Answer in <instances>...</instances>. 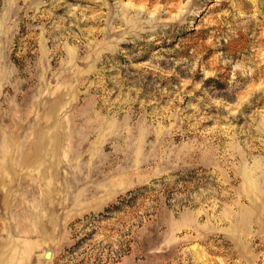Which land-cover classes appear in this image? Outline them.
<instances>
[{
	"label": "rangeland",
	"instance_id": "374dc122",
	"mask_svg": "<svg viewBox=\"0 0 264 264\" xmlns=\"http://www.w3.org/2000/svg\"><path fill=\"white\" fill-rule=\"evenodd\" d=\"M0 264H264V0H0Z\"/></svg>",
	"mask_w": 264,
	"mask_h": 264
}]
</instances>
